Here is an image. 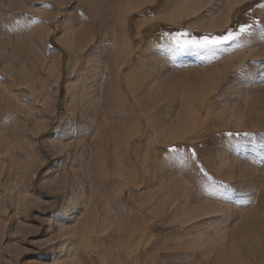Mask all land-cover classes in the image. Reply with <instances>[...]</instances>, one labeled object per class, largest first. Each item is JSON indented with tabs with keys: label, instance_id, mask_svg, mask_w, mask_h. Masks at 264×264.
<instances>
[{
	"label": "rangeland",
	"instance_id": "rangeland-1",
	"mask_svg": "<svg viewBox=\"0 0 264 264\" xmlns=\"http://www.w3.org/2000/svg\"><path fill=\"white\" fill-rule=\"evenodd\" d=\"M262 134L264 0H0V264H264Z\"/></svg>",
	"mask_w": 264,
	"mask_h": 264
},
{
	"label": "snow or ice",
	"instance_id": "snow-or-ice-1",
	"mask_svg": "<svg viewBox=\"0 0 264 264\" xmlns=\"http://www.w3.org/2000/svg\"><path fill=\"white\" fill-rule=\"evenodd\" d=\"M253 26L251 24L241 25L238 31L227 30L225 33L215 36H201L196 38L192 36L188 31L174 30L166 33H162V37H166L169 42L167 45V51L173 56H180L183 54L191 53H214L217 50L223 48L226 45H230L233 42L240 41L242 36L250 35L249 30ZM245 136L247 134H244ZM231 136V134H229ZM261 140H264V134L261 135ZM167 151L172 156L173 166L176 163V154L180 152V146H174ZM195 151L191 153V157H195ZM203 171V169H201ZM204 176L207 180L211 181V177L204 172ZM218 196L222 200H228L231 198L232 188L228 185L220 184L216 186Z\"/></svg>",
	"mask_w": 264,
	"mask_h": 264
}]
</instances>
